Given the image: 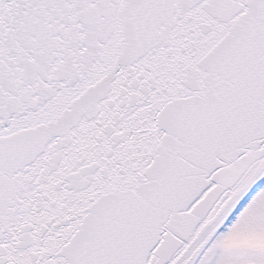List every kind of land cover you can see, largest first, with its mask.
<instances>
[{"label":"snow or ice","instance_id":"obj_1","mask_svg":"<svg viewBox=\"0 0 264 264\" xmlns=\"http://www.w3.org/2000/svg\"><path fill=\"white\" fill-rule=\"evenodd\" d=\"M0 264H264V0H0Z\"/></svg>","mask_w":264,"mask_h":264}]
</instances>
